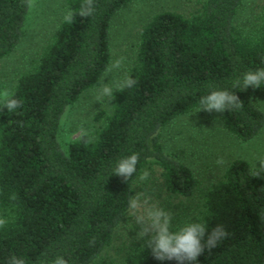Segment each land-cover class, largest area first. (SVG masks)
Instances as JSON below:
<instances>
[{
    "label": "trees",
    "instance_id": "obj_1",
    "mask_svg": "<svg viewBox=\"0 0 264 264\" xmlns=\"http://www.w3.org/2000/svg\"><path fill=\"white\" fill-rule=\"evenodd\" d=\"M129 1L95 0L94 14L82 17L83 0H65L73 22L62 18L10 89L23 106L8 112L0 104V217L7 220L0 264L11 256L27 264H51L57 256L68 264H176L156 260L142 238L116 261L99 259L128 212L135 181L150 166L160 169L166 193L195 199L173 218L174 229L202 221L209 231L223 225L228 232L195 264H264V169L234 157L216 181L197 190L192 170L165 153L158 137L213 88L234 91L244 104L213 111L225 132L246 140L262 128L264 111L254 97L264 83L241 88L245 72L264 68V8L244 24L234 20L244 0H199L186 15L154 13L138 32L127 72L136 86L113 89L110 111L92 133L59 143L60 118L105 71L112 17ZM28 8L24 0H0V58L19 42ZM133 152L140 159L125 181L114 169Z\"/></svg>",
    "mask_w": 264,
    "mask_h": 264
},
{
    "label": "rangeland",
    "instance_id": "obj_2",
    "mask_svg": "<svg viewBox=\"0 0 264 264\" xmlns=\"http://www.w3.org/2000/svg\"><path fill=\"white\" fill-rule=\"evenodd\" d=\"M198 3L199 0H131L114 14L109 28V64L98 82L65 108L57 133L62 146L82 133H92L101 123L102 116L110 111L109 99L99 94L102 81L105 78L104 82L115 89L124 79L134 61L137 35L143 23L163 10L186 15ZM263 8L264 0H244L234 20L239 24L254 21ZM66 10L65 0H35V7L27 9L19 42L9 54L0 58V90L6 88L10 91L18 75L54 33ZM119 57L126 58L121 68L107 72L111 63ZM254 100L264 111V89L255 95ZM197 110L176 116L158 131L163 151L192 170L198 181L197 190L216 181L234 157L245 158L251 168L261 169L260 163L264 162V125L254 137L239 140L221 128L215 112H195ZM144 170L150 175L146 180L139 177L135 181L131 201V204L136 201L140 206L133 209L130 204L99 259L116 261L130 243L141 238L136 216L144 214L148 208L159 207L171 212L173 218H178L180 211H188L195 205V199L175 197L164 191L159 168L150 166L143 168L142 172Z\"/></svg>",
    "mask_w": 264,
    "mask_h": 264
},
{
    "label": "clouds",
    "instance_id": "obj_3",
    "mask_svg": "<svg viewBox=\"0 0 264 264\" xmlns=\"http://www.w3.org/2000/svg\"><path fill=\"white\" fill-rule=\"evenodd\" d=\"M24 3L29 8L35 7V0H24ZM95 9V0H83L78 13L82 17H89L94 14ZM74 15L69 10L64 17L65 22L71 24ZM125 59V57L115 59L107 69V72L110 73L113 69L121 68ZM104 80L102 81L99 94L111 100L113 88L108 82L105 83ZM242 82L243 87L241 90L250 86L252 88L260 87L264 83V68L248 70L243 74ZM136 84L137 80L126 74L117 87L121 89L133 88ZM0 104L3 106L2 110L6 109L8 112H15L23 106V100L5 88L0 90ZM243 105V102L234 91L213 88L206 96L201 97L200 107L195 112L205 110L223 113L229 109H241ZM139 159V153L136 152L121 157L116 163L114 174L123 177L126 181L136 172ZM260 168L264 169V162L260 163ZM260 172L262 171H258L255 176H258ZM149 175V172L144 170L140 179L146 180ZM139 206L136 201L131 204L133 209H137ZM172 220L173 215L171 212L155 206L148 208L144 214L136 216L137 224L140 225L139 235L146 241V247L151 249L152 255L156 260H174L176 264H186V262L187 264H195L198 256L205 250L210 251L215 248L228 235L223 225H217L209 231L205 222L195 221L185 223L174 229ZM6 224L7 220L0 217V228H3ZM9 264H27V262L22 257L11 256ZM40 264H48V261L42 260ZM51 264H68V262L62 256H57L51 261Z\"/></svg>",
    "mask_w": 264,
    "mask_h": 264
}]
</instances>
